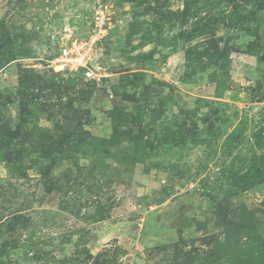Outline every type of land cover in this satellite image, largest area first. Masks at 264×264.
<instances>
[{
    "label": "rangeland",
    "instance_id": "rangeland-1",
    "mask_svg": "<svg viewBox=\"0 0 264 264\" xmlns=\"http://www.w3.org/2000/svg\"><path fill=\"white\" fill-rule=\"evenodd\" d=\"M261 180L264 0H0V264H264Z\"/></svg>",
    "mask_w": 264,
    "mask_h": 264
},
{
    "label": "trees",
    "instance_id": "trees-1",
    "mask_svg": "<svg viewBox=\"0 0 264 264\" xmlns=\"http://www.w3.org/2000/svg\"><path fill=\"white\" fill-rule=\"evenodd\" d=\"M192 13H190L188 15L190 16ZM205 44L206 43L201 44V46L204 48V50L199 51V54L197 55V57L195 56V58H194L193 56L191 57V55L187 56V60H188L189 63H194L196 65V61H197V64H200V67H204V64H201V63H204V61H206V60L214 59L213 57L209 58L211 47L210 46L205 47ZM216 53L218 54V56H220V55L221 56H225V59H227L228 54L226 56V53L224 51H222L221 49L217 48L216 49ZM217 84H218V88H221V87L224 86V82H220V84L219 83H217ZM260 182H264V180L263 181L261 180Z\"/></svg>",
    "mask_w": 264,
    "mask_h": 264
},
{
    "label": "built area",
    "instance_id": "built-area-1",
    "mask_svg": "<svg viewBox=\"0 0 264 264\" xmlns=\"http://www.w3.org/2000/svg\"><path fill=\"white\" fill-rule=\"evenodd\" d=\"M69 54H70V52H69L68 49L66 48V49L63 51V53H62V55H61V58H59V59H61V60H68Z\"/></svg>",
    "mask_w": 264,
    "mask_h": 264
}]
</instances>
